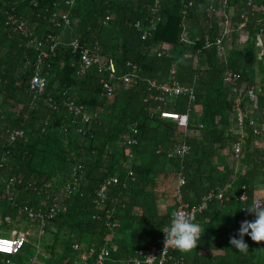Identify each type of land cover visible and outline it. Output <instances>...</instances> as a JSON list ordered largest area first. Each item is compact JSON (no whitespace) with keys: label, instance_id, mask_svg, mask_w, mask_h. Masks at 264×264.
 Masks as SVG:
<instances>
[{"label":"trees","instance_id":"obj_1","mask_svg":"<svg viewBox=\"0 0 264 264\" xmlns=\"http://www.w3.org/2000/svg\"><path fill=\"white\" fill-rule=\"evenodd\" d=\"M67 1L73 3L0 0V230L8 216L28 232L19 252L0 253V264H93L100 249L109 252L104 264H135L148 246L163 244L177 194L192 208L210 192L223 200L195 215L201 239L191 252H172L178 264H264V242L245 235L247 252L229 243L243 220L255 219L245 208L255 199L264 203V54L257 45L260 39L264 47V0H227L231 29L221 46L215 41L225 0H160L156 13L154 0ZM11 9L36 40L6 26ZM63 13L68 24L53 22ZM47 36L57 45L41 69L46 88L34 94L29 83ZM72 39L111 63L116 77L134 74L133 84L112 80L114 97H104L106 75L95 66L78 74ZM226 72L238 75L235 85L224 83ZM153 81H176L191 93L166 99ZM249 88L257 101L248 99ZM66 101L83 106L90 123L81 127ZM237 106L245 116L242 134ZM10 130L23 137L8 141ZM130 138L135 146L127 145ZM110 178L118 182L98 205L96 191ZM24 207L45 214L54 207L55 214L43 222L19 213Z\"/></svg>","mask_w":264,"mask_h":264},{"label":"built area","instance_id":"obj_2","mask_svg":"<svg viewBox=\"0 0 264 264\" xmlns=\"http://www.w3.org/2000/svg\"><path fill=\"white\" fill-rule=\"evenodd\" d=\"M65 5H71L73 3L72 1H63ZM160 0H154L155 6L152 9L153 13L158 12L159 8V2ZM223 16H222V24H221V36H219L216 41L215 45L221 46L223 39L228 36L230 29H231V15L232 11L228 10L227 7V0L224 1L223 5ZM6 26L9 27L14 32L20 33L24 36L27 40H36L33 36V30L30 26L29 22L20 17L17 12H15L13 9L10 10V12H6ZM65 21V24H68V18L65 13L63 14H54L52 17L53 22H56L57 20ZM148 25L150 27V30H154L156 27L155 19L150 18L148 20ZM58 26V23H57ZM244 26L243 23L239 24L237 27L238 29H241ZM136 29L141 30V24L140 22L136 23ZM148 30H145L141 33V38L145 39L148 35ZM49 41V46L46 50H41L39 58L35 64V73L31 77L30 83H29V89L34 94H42L46 88V77L41 74L42 66L46 65L48 58H50L51 52H53L56 48V41L54 38L47 36L45 39ZM33 43V41H31ZM37 47V49L41 46V44L38 42L34 43ZM257 45L260 47V56L264 54V47L261 44L260 39H258ZM69 47L72 49V52L75 53L78 57V74L79 75H85L86 72L93 66L97 69V71L100 74H105L107 78L101 79V85L103 90V95L107 99H112L114 97L115 88L112 84V80H115L116 83L123 86L124 88H128L130 85L133 84L135 75L134 74H126L123 76L116 77L115 69L111 63H107L104 60L100 59L98 56L94 57L92 55V52L90 49L81 47L80 43L76 39H72L69 43ZM160 55V54H159ZM47 67L49 65L47 64ZM223 81L226 84L235 85L238 81V75L236 73L226 72L223 76ZM151 87L155 89V91L159 92L161 96H163L166 99H170L172 97H178L185 93H191V91L180 85L178 82L173 81L169 83H163V84H157L155 81L151 83ZM247 96L250 101H257L256 96L254 94V89L249 88L247 89ZM191 100H194L193 95H191ZM153 99H157V97H154ZM65 108L68 110L69 113H71L74 117L78 118L80 121V124L83 126H86L91 121V116L88 115L84 111L83 106L76 105L73 101H66L64 103ZM254 109H257L256 106ZM236 126L237 134H242L243 132V126H244V114L241 112L240 108L237 106L236 108ZM162 116H172L173 119L182 121L181 116L174 115V114H162ZM249 124L252 126L254 123L252 120L249 121ZM255 134H259V130L256 129L254 131ZM7 139L8 141H16L23 137V132L20 130H10L7 133ZM133 134H136L135 131H133ZM137 144V140L135 138H130L129 141H127V145L135 146ZM188 148L186 146H182L180 149L179 154L186 153ZM232 150L234 152V156L237 157V155L240 153V143H234L232 145ZM132 156H130L131 158ZM118 182L116 178H110L103 182L97 189L96 195H95V203L98 205H101L103 202L107 199V191L110 185H115ZM213 199L222 201L223 200V194L222 193H215L210 192L205 197L202 198L200 203L192 208H189L187 205H185L182 202V198L180 194H177L176 196V203H177V209H182L185 212L190 213L194 218L197 213L202 212L206 209L208 202H211ZM241 200H246V195L244 193L241 194ZM261 202V200L255 199L254 202ZM262 203V202H261ZM175 210V211H176ZM19 213H25L28 218H38L41 221L44 222L45 219H50L55 214V208L52 207L49 209L48 214L43 213L41 210L34 209V208H28L24 207L19 211ZM3 222L6 224V228H9L13 226V220L6 216L3 219ZM15 224V221H14ZM170 225V224H169ZM168 225V226H169ZM167 226V227H168ZM6 230V229H5ZM3 230H0V253L4 252H12V254L19 252V250L24 246L25 242L28 238V232L21 231L18 229H12L8 236L2 235ZM42 233V232H41ZM164 234V233H163ZM164 241V237H163ZM77 248V247H74ZM95 250V249H94ZM93 249L89 251V254L95 253ZM175 249L170 247H165L164 243L158 247L157 245H150L142 252L141 261H136L135 264H178V258H176L172 252ZM96 254V260L93 264H104L105 260L109 256V252L106 249H100ZM81 260L86 259V254L83 253L80 255Z\"/></svg>","mask_w":264,"mask_h":264},{"label":"clouds","instance_id":"obj_3","mask_svg":"<svg viewBox=\"0 0 264 264\" xmlns=\"http://www.w3.org/2000/svg\"><path fill=\"white\" fill-rule=\"evenodd\" d=\"M173 118L172 116H165ZM248 213H252L255 219H247L240 223L236 236L229 239V243L240 252L248 251V244L244 237L248 235L253 242H264V203L254 202L245 208ZM201 226L194 222V217L182 209H177L171 214L170 225L162 231L164 233V246L181 252H191L196 249L201 239ZM238 237V238H237ZM3 254H12L4 252Z\"/></svg>","mask_w":264,"mask_h":264},{"label":"rangeland","instance_id":"obj_4","mask_svg":"<svg viewBox=\"0 0 264 264\" xmlns=\"http://www.w3.org/2000/svg\"><path fill=\"white\" fill-rule=\"evenodd\" d=\"M12 229H18V228H16L15 226H11V227H9V228H6V230H4L5 232H3L2 235L8 236L9 232H10ZM18 230H19V229H18ZM23 230H25V229H23ZM35 262H36V260H34V264H35Z\"/></svg>","mask_w":264,"mask_h":264}]
</instances>
